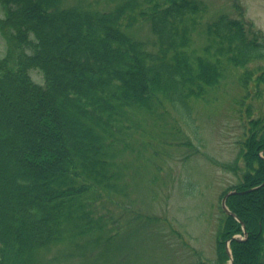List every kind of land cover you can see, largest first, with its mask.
<instances>
[{
	"label": "trees",
	"instance_id": "trees-1",
	"mask_svg": "<svg viewBox=\"0 0 264 264\" xmlns=\"http://www.w3.org/2000/svg\"><path fill=\"white\" fill-rule=\"evenodd\" d=\"M0 2L7 43L0 59V264L88 256L110 264L119 236L140 218L128 221L127 205L117 207L133 182L124 157L181 132L172 125L178 116L191 126L194 106L210 102L240 69L246 94L234 103L247 131L237 186L262 184L264 111L245 102L251 90L258 98L264 90V66L247 70L264 61V33L226 13L213 16L203 0ZM227 206L237 219L225 212L220 219V264L230 260L229 241L232 264H264V187L230 197ZM114 209L124 215L121 226Z\"/></svg>",
	"mask_w": 264,
	"mask_h": 264
},
{
	"label": "rangeland",
	"instance_id": "rangeland-1",
	"mask_svg": "<svg viewBox=\"0 0 264 264\" xmlns=\"http://www.w3.org/2000/svg\"><path fill=\"white\" fill-rule=\"evenodd\" d=\"M68 1L88 4L96 0ZM203 1L213 16L226 13L231 18L243 19L248 24L247 31L253 26L254 30L264 32V0ZM99 7L106 8L104 2ZM3 16L4 9L0 4V18ZM140 34L149 36L148 28ZM6 49L5 38L0 32V58L5 57ZM263 66L264 61L252 63L247 70L257 72ZM244 72L241 69L233 71L209 104L194 106L191 126L178 116L176 121L172 120V125L181 132L167 133L154 140L148 151L140 152L141 156L124 157L129 163L133 182L129 197L121 199L117 207L123 203L127 205L128 221L131 217L140 218L131 232L119 236L120 248L110 264H220L217 232L224 214L223 198L232 192L235 194L227 200L264 187V181L245 190H239L237 186L244 168L239 141L247 131V123L239 115L240 106L234 103V97L240 99L246 94L237 81ZM32 77L43 82L38 71L32 72ZM250 94L251 98H247L245 104L251 102L254 109L264 111V90H261L260 98L255 97L254 89ZM114 211L121 226L124 215L118 209ZM94 262L95 258L88 256L60 259L56 264ZM98 262L108 264L104 257Z\"/></svg>",
	"mask_w": 264,
	"mask_h": 264
},
{
	"label": "water",
	"instance_id": "water-1",
	"mask_svg": "<svg viewBox=\"0 0 264 264\" xmlns=\"http://www.w3.org/2000/svg\"><path fill=\"white\" fill-rule=\"evenodd\" d=\"M232 194H235V192H232V193H229L228 195H226L224 198H223V200H222V208H223V210H224V212L226 213V214H228V215H232L233 217H235L236 218V216L230 211V209L228 208V206H227V204H226V201H227V198L230 196V195H232ZM244 226V225H243ZM244 230L246 231V229L244 228ZM246 234V233H245ZM246 236H247V234H246ZM227 253H228V255L230 256V258H231V263H232V254H231V252H230V249H229V247H227Z\"/></svg>",
	"mask_w": 264,
	"mask_h": 264
}]
</instances>
